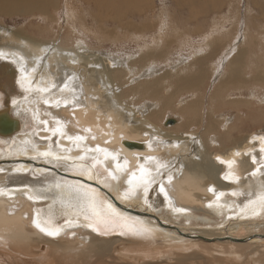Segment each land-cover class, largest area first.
<instances>
[{
    "label": "bare ground",
    "instance_id": "1",
    "mask_svg": "<svg viewBox=\"0 0 264 264\" xmlns=\"http://www.w3.org/2000/svg\"><path fill=\"white\" fill-rule=\"evenodd\" d=\"M154 1L77 0L106 38L151 31L129 14ZM61 4L0 0V19L54 20ZM67 24L73 37L0 23V264H264V91L239 98L264 82V60L241 62L246 23L225 52L169 41L125 57ZM93 198L127 226L98 223Z\"/></svg>",
    "mask_w": 264,
    "mask_h": 264
},
{
    "label": "rangeland",
    "instance_id": "2",
    "mask_svg": "<svg viewBox=\"0 0 264 264\" xmlns=\"http://www.w3.org/2000/svg\"><path fill=\"white\" fill-rule=\"evenodd\" d=\"M59 1H62L60 12H52V15H55L54 20L48 16H46L45 21L44 18H42L40 21H35V19L30 21L29 18L23 19L16 17L13 19L1 18L0 23L3 22L5 25L11 28L25 27L28 29V31H35L31 29L32 26L36 28L40 27L41 25L42 27L46 25L43 28V30L47 33L45 36H55L62 34L63 37H73V35H70L69 33L71 31V27L68 28L67 24L70 23L81 33L80 36L90 48H100L103 52H108V54L112 56L125 57L136 53L139 49L143 50V48L150 47L160 48L161 44V48L165 49L166 44L169 41H172L173 43L172 46L168 45L167 48H183L182 52L185 55L188 53V55H190L195 51L199 52V48H203L204 52H208L210 49L207 48V45L216 43H218L221 47V51L225 52V50L233 44L232 42L235 40V38L239 37L238 32L241 31L240 24L245 22L246 29L249 28V30H246L245 34L246 43L243 45L244 47L242 46L240 48V52L244 54H240V57L243 58L241 62H248V54L256 55L258 61L256 63H259L260 65L262 64L261 60H264V0H202L200 2L204 10L200 13L197 12V10L200 9V5H195V12H193L190 11L189 4L187 2L185 3L184 0H180V2L176 0H155L156 2L154 1V6H151L150 4L145 5V12H131L129 14L130 19L134 20L136 23L151 25L153 27L151 31L147 30L144 34H134L128 36H125L127 35L125 33V35L123 33H113V38H106L107 36H104L95 30L94 27H96V24H94L92 19H89V15H91L93 12L91 10L90 12H87V9H85L87 8L86 5L78 7L79 4L77 0ZM171 1H174V3L177 2V4H173ZM99 12L100 11L97 10L95 13L97 14ZM72 14L74 15L69 16ZM83 14L86 16V21L89 26L86 25L84 19L82 18ZM51 23H53V27L50 26ZM77 23L80 25H76ZM81 23L84 26H81ZM97 26L99 28H108L107 20H105L102 25L97 24ZM88 29H93V32L88 31ZM111 29L121 32L115 24L110 26L109 30L111 31ZM99 35L100 37H98ZM118 38L120 40H118ZM98 39L103 41L99 43L97 41ZM242 48H244V50H242ZM244 65V70H241L244 73L245 79L251 82L250 80L254 78L256 71L251 73V70L248 68L249 64L246 66V63H244ZM249 72L251 73L250 75H252V78H249ZM262 74H264V68ZM251 85L258 86H255V88L257 90L262 89L261 92L264 91V82L247 83V85L244 86V89L242 90L243 94L241 92L243 97L240 96V100H247V97L245 96L248 95ZM229 94L231 93L228 92L227 95ZM136 100V103L138 102L137 105L144 104L143 101L151 103L150 100ZM215 106H217L216 103ZM258 106L264 108V106ZM249 109L250 110H248L244 105H239V111L243 112L246 110L243 112L245 114L250 113L251 115H258L262 112V110L260 108L258 109V107L255 105L249 106ZM224 111H226V109H224ZM232 111L234 112L235 109H232ZM177 130H183V132L189 131L188 129L180 128H177Z\"/></svg>",
    "mask_w": 264,
    "mask_h": 264
},
{
    "label": "snow or ice",
    "instance_id": "3",
    "mask_svg": "<svg viewBox=\"0 0 264 264\" xmlns=\"http://www.w3.org/2000/svg\"><path fill=\"white\" fill-rule=\"evenodd\" d=\"M56 131L59 132L60 131V128L58 127L56 129ZM88 131H90V129H88ZM76 139L77 140H82V139H84V137L78 136V137H76ZM44 155H48V153H44ZM125 163H127V161H125ZM118 167H119V165H118ZM133 178H135V176H133ZM169 180H171V177H169ZM129 183H131V181H129ZM161 190H163V189H161ZM89 207H91L93 209V211L95 213V216L97 218V222L98 223H101V224H104L105 227L127 226L126 224H120V223H118L115 219L109 220V219L102 218L100 216V213L98 211H96V203H95L94 198L89 200ZM108 207L111 208V205H109ZM85 219H88V217L86 216ZM36 226L38 228H40L41 231H46L47 234L50 235V236H55V235H58V233H59V229L54 230V231L47 230V229L41 227V225L39 224V222H36ZM89 226L91 227L93 225H89ZM150 231H151L150 229L144 228V227H140V228L135 229V233L136 234H147V233H150Z\"/></svg>",
    "mask_w": 264,
    "mask_h": 264
}]
</instances>
